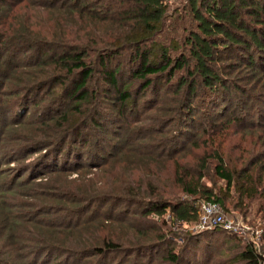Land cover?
<instances>
[{
	"label": "trees",
	"instance_id": "16d2710c",
	"mask_svg": "<svg viewBox=\"0 0 264 264\" xmlns=\"http://www.w3.org/2000/svg\"><path fill=\"white\" fill-rule=\"evenodd\" d=\"M167 13L165 0H0V166L44 151L0 182V264H193L195 235L174 228L201 202L264 212V0H185L180 29ZM29 109L41 138L19 135ZM224 260L262 254L237 242Z\"/></svg>",
	"mask_w": 264,
	"mask_h": 264
},
{
	"label": "rangeland",
	"instance_id": "374dc122",
	"mask_svg": "<svg viewBox=\"0 0 264 264\" xmlns=\"http://www.w3.org/2000/svg\"><path fill=\"white\" fill-rule=\"evenodd\" d=\"M165 2L168 5V19L166 23H171V19H177L176 23L177 26L176 28L180 29V25L183 23L180 18L182 16H176L177 13H180L182 15V11L185 8V0H165ZM183 9V10H182ZM183 15H186L183 13ZM43 18H47V15H44ZM170 27L165 28L164 31L157 37L160 41H165L166 38L170 36H174V32L170 31ZM122 59L121 61L126 60V54H123L121 56ZM97 79H95L96 81ZM175 97L164 93L161 91L158 96V102H162L165 106V110L169 108H166L167 106H170V101L174 100ZM199 108L201 110H206L210 111V106L206 102H201L200 98L198 99L197 102ZM164 111L163 113H156L158 118H166L165 122H168L170 120L171 112ZM38 111V110H37ZM34 111L32 109H29V112L24 113L25 111H20L17 110V113L19 115H22L27 118V122L30 121V125L28 127H25L23 129H19V135H23L27 137L29 140H33L37 137L41 138V131L38 130V128H41L38 126L36 123L39 121V118L42 119L44 118L43 116L37 114L38 112ZM202 112L199 111L194 116L193 120V126L190 128V131H195V129L204 121V114H201ZM1 116V114H0ZM205 116V115H204ZM257 121L255 120V125L254 127H257ZM167 126L164 127L165 131H163L162 135L160 136L161 138L168 137L171 135V133H175L177 128L175 122L171 123H166ZM260 125L264 126V119L261 120ZM200 130V128L198 129ZM197 130V131H198ZM112 143L115 142L116 140L114 138H111L110 140ZM233 142H236V140H233ZM231 145V143L226 147L224 144V150ZM241 147L248 148L249 150L251 149V145L248 146V142L246 141H241L240 142ZM44 151H39L37 153H32L28 154L23 158H18L17 162H14L13 164H2L0 166V182L4 181V184L6 185L7 183H11L10 175L14 174V170L11 168H17L20 165L27 166L29 163H32L35 159L39 158V155L42 154ZM231 153H236V151H233ZM247 155V154H245ZM52 158L49 157V160L47 163ZM108 169V168H106ZM100 177L105 178V177H113V182L112 186H115L114 181L117 180L116 177L119 176V173L114 172V175H111L110 173L108 174H103L101 175L98 171L96 172ZM27 173H24L21 178H25ZM65 177H67L68 174H64ZM73 176V175H72ZM47 177H50V182L53 183H59L63 177L62 176H55V174H50V175H45L42 179H46ZM61 177V178H60ZM68 177H71V175H68ZM264 177V173H263ZM67 179H65L66 181ZM220 182H215V187H221ZM3 199H0V212L5 211V210H11V208L7 207L6 205H1ZM7 201H12L10 199H6ZM260 202V200H259ZM248 204H246V208H244L242 205H236L234 206V200L231 201H225L224 206L220 205L223 211V214L225 215V218L232 219L234 221V225H236L237 230L235 232L232 231H227L224 229H221L219 227L210 229V230H203V231H193L190 227V225H175V230H181L185 231L184 233H190V235H195L194 237L196 238L197 246L194 252V257L191 256L189 257V260L193 264H222V261H225L226 257L229 255H232L235 251L236 248V243H244V242H250L251 240L256 243L259 246V252L264 256V212L261 210H258L257 208V200H252V201H247ZM164 218L168 220V212L165 213ZM183 233V232H182ZM176 247V246H175ZM191 250V249H190ZM161 255V254H159ZM189 255V254H188Z\"/></svg>",
	"mask_w": 264,
	"mask_h": 264
},
{
	"label": "built area",
	"instance_id": "2783aa9c",
	"mask_svg": "<svg viewBox=\"0 0 264 264\" xmlns=\"http://www.w3.org/2000/svg\"><path fill=\"white\" fill-rule=\"evenodd\" d=\"M196 215L197 217L195 222L190 225L193 231L210 230L216 227L232 232L237 230L236 225H234V221L232 219L225 218L222 208L217 202H201L197 207ZM250 243L252 244L253 249L259 253V246L252 240ZM261 264H264L263 255Z\"/></svg>",
	"mask_w": 264,
	"mask_h": 264
}]
</instances>
